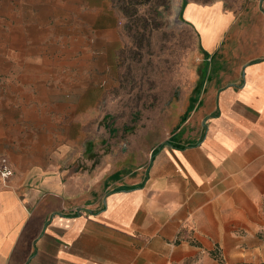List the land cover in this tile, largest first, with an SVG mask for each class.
Returning a JSON list of instances; mask_svg holds the SVG:
<instances>
[{
	"label": "crops",
	"instance_id": "1",
	"mask_svg": "<svg viewBox=\"0 0 264 264\" xmlns=\"http://www.w3.org/2000/svg\"><path fill=\"white\" fill-rule=\"evenodd\" d=\"M183 16L209 63L181 123L103 191L40 166L0 187V264L264 262V0Z\"/></svg>",
	"mask_w": 264,
	"mask_h": 264
},
{
	"label": "rangeland",
	"instance_id": "2",
	"mask_svg": "<svg viewBox=\"0 0 264 264\" xmlns=\"http://www.w3.org/2000/svg\"><path fill=\"white\" fill-rule=\"evenodd\" d=\"M188 1L247 0H0V187L40 166L103 191L144 162L209 63Z\"/></svg>",
	"mask_w": 264,
	"mask_h": 264
},
{
	"label": "built area",
	"instance_id": "3",
	"mask_svg": "<svg viewBox=\"0 0 264 264\" xmlns=\"http://www.w3.org/2000/svg\"><path fill=\"white\" fill-rule=\"evenodd\" d=\"M13 175V169L6 157L0 158V176L3 180L9 179Z\"/></svg>",
	"mask_w": 264,
	"mask_h": 264
},
{
	"label": "trees",
	"instance_id": "4",
	"mask_svg": "<svg viewBox=\"0 0 264 264\" xmlns=\"http://www.w3.org/2000/svg\"><path fill=\"white\" fill-rule=\"evenodd\" d=\"M261 264H264V262H263V263H261Z\"/></svg>",
	"mask_w": 264,
	"mask_h": 264
}]
</instances>
